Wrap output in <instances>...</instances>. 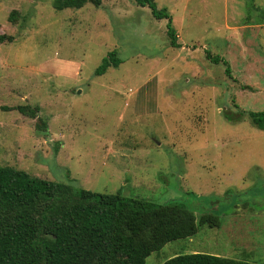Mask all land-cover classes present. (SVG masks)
<instances>
[{"label":"rangeland","instance_id":"1","mask_svg":"<svg viewBox=\"0 0 264 264\" xmlns=\"http://www.w3.org/2000/svg\"><path fill=\"white\" fill-rule=\"evenodd\" d=\"M53 1L0 0V167L184 203L197 234L145 264L185 254L264 264V131L248 116L264 112V0H153L180 48L133 0L63 11ZM227 22L259 28L226 44ZM113 51L121 63L97 76ZM18 106L38 107L36 118Z\"/></svg>","mask_w":264,"mask_h":264},{"label":"trees","instance_id":"2","mask_svg":"<svg viewBox=\"0 0 264 264\" xmlns=\"http://www.w3.org/2000/svg\"><path fill=\"white\" fill-rule=\"evenodd\" d=\"M147 7L156 20L167 21L172 48H180L172 18L153 0H133ZM102 0H54L56 11L99 7ZM11 13L9 21H13ZM3 38L0 37V41ZM206 58L225 66L219 57ZM116 52L108 54L97 76L118 67ZM16 110L36 118L38 107ZM253 125L264 131V112L248 113ZM41 131L47 133L44 121ZM194 213L182 202L156 204L116 194H99L0 167V264H145L166 244L197 234ZM163 264H251L206 254L176 255Z\"/></svg>","mask_w":264,"mask_h":264},{"label":"crops","instance_id":"3","mask_svg":"<svg viewBox=\"0 0 264 264\" xmlns=\"http://www.w3.org/2000/svg\"><path fill=\"white\" fill-rule=\"evenodd\" d=\"M257 28H259V26H257V25L236 26L235 22L232 25L228 24V22H227L223 28L224 30H226L228 32V34L225 35L224 40H225L226 44H230L231 42L227 38H229V39L234 38L235 34H236V32H238V30H244L246 33V35H245L246 37L249 36V37L253 38L254 37V31H252V30H256Z\"/></svg>","mask_w":264,"mask_h":264}]
</instances>
